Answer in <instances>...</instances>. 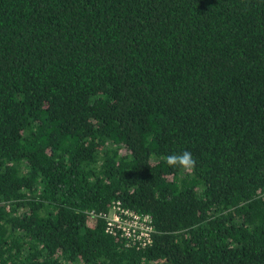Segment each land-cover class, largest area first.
<instances>
[{
  "label": "trees",
  "instance_id": "16d2710c",
  "mask_svg": "<svg viewBox=\"0 0 264 264\" xmlns=\"http://www.w3.org/2000/svg\"><path fill=\"white\" fill-rule=\"evenodd\" d=\"M0 264H264V0H0Z\"/></svg>",
  "mask_w": 264,
  "mask_h": 264
},
{
  "label": "built area",
  "instance_id": "2783aa9c",
  "mask_svg": "<svg viewBox=\"0 0 264 264\" xmlns=\"http://www.w3.org/2000/svg\"><path fill=\"white\" fill-rule=\"evenodd\" d=\"M97 215L105 221L108 234L123 238L128 245L145 247L152 243L156 230L151 215L138 214L120 201L114 202L107 212L92 213V216Z\"/></svg>",
  "mask_w": 264,
  "mask_h": 264
},
{
  "label": "clouds",
  "instance_id": "9594fccd",
  "mask_svg": "<svg viewBox=\"0 0 264 264\" xmlns=\"http://www.w3.org/2000/svg\"><path fill=\"white\" fill-rule=\"evenodd\" d=\"M166 163L171 168L182 170L186 174L192 173L197 167V161L189 151L174 153L164 157Z\"/></svg>",
  "mask_w": 264,
  "mask_h": 264
}]
</instances>
